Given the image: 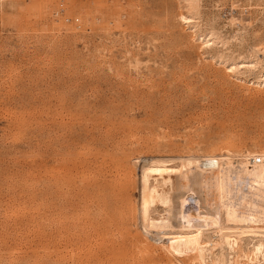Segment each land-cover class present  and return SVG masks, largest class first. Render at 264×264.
<instances>
[{"label":"rangeland","instance_id":"1","mask_svg":"<svg viewBox=\"0 0 264 264\" xmlns=\"http://www.w3.org/2000/svg\"><path fill=\"white\" fill-rule=\"evenodd\" d=\"M262 149L264 0H0V264H194L143 166Z\"/></svg>","mask_w":264,"mask_h":264},{"label":"bare ground","instance_id":"2","mask_svg":"<svg viewBox=\"0 0 264 264\" xmlns=\"http://www.w3.org/2000/svg\"><path fill=\"white\" fill-rule=\"evenodd\" d=\"M261 156L264 149L209 154L201 160L194 156L151 160L142 169L140 210L145 231L162 233L171 254L177 253L171 241L181 240L177 249L185 255L194 254V264H238L242 255L251 261L249 253L240 251L253 236L264 237L252 227L264 224V161H249ZM235 158L241 162L239 167ZM158 205L166 207L163 214ZM175 210L178 219H174ZM212 220L217 221L220 237L209 235ZM251 249L250 254L257 257L263 254V239H257Z\"/></svg>","mask_w":264,"mask_h":264},{"label":"built area","instance_id":"3","mask_svg":"<svg viewBox=\"0 0 264 264\" xmlns=\"http://www.w3.org/2000/svg\"><path fill=\"white\" fill-rule=\"evenodd\" d=\"M68 20H70V19L68 18ZM249 161L251 163H260V162L264 161V156L257 157V158L252 157V158L249 159Z\"/></svg>","mask_w":264,"mask_h":264}]
</instances>
